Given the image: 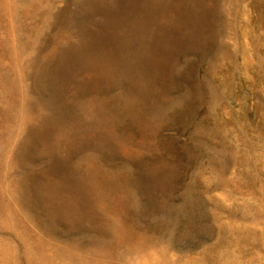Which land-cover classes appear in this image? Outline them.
Listing matches in <instances>:
<instances>
[{"label":"rangeland","instance_id":"374dc122","mask_svg":"<svg viewBox=\"0 0 264 264\" xmlns=\"http://www.w3.org/2000/svg\"><path fill=\"white\" fill-rule=\"evenodd\" d=\"M0 264H264V0H0Z\"/></svg>","mask_w":264,"mask_h":264}]
</instances>
